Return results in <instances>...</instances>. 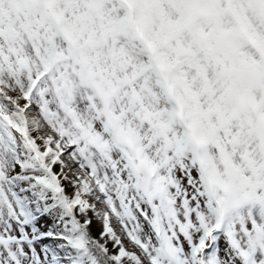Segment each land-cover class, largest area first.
<instances>
[{
  "label": "snow or ice",
  "instance_id": "snow-or-ice-1",
  "mask_svg": "<svg viewBox=\"0 0 264 264\" xmlns=\"http://www.w3.org/2000/svg\"><path fill=\"white\" fill-rule=\"evenodd\" d=\"M0 264H264V0H0Z\"/></svg>",
  "mask_w": 264,
  "mask_h": 264
}]
</instances>
